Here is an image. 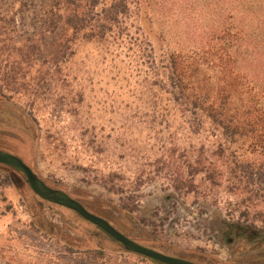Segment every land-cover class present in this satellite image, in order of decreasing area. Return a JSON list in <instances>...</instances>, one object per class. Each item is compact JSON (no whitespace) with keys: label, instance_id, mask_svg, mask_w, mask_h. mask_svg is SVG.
<instances>
[{"label":"rangeland","instance_id":"rangeland-1","mask_svg":"<svg viewBox=\"0 0 264 264\" xmlns=\"http://www.w3.org/2000/svg\"><path fill=\"white\" fill-rule=\"evenodd\" d=\"M18 1L0 0V16L14 15L11 29L31 35L42 20V0H34L38 5L25 13ZM207 3L144 0L139 24L158 56L167 50L187 51L197 32L208 31L212 7ZM70 33L61 25L46 34L41 58L49 59ZM128 60L114 44L69 43L60 70L49 76L48 85L40 83L37 97L2 84L0 97L9 116L21 122L15 126L19 132L32 131L30 158L41 178L79 195L131 235L142 236V231L158 239L169 253L194 258L198 251L204 261L223 263L229 252L200 211L256 231L264 225L239 216L236 195L224 183L204 187L199 174L196 190L175 188L176 170L186 173L187 161L193 164L198 157L197 147L214 145L179 133L178 120L165 123L151 117ZM39 199L20 174L0 166V264H157L104 236L91 238L75 214Z\"/></svg>","mask_w":264,"mask_h":264},{"label":"trees","instance_id":"trees-1","mask_svg":"<svg viewBox=\"0 0 264 264\" xmlns=\"http://www.w3.org/2000/svg\"><path fill=\"white\" fill-rule=\"evenodd\" d=\"M40 2L42 20L31 35L11 29L14 15L0 16V84L37 97L40 83L48 85L49 76L60 70L69 43L114 44L119 55L128 57L150 116L165 123L178 120L179 133L214 145L197 147L198 157L193 164L187 161L186 173L176 170L175 188L196 190L199 174L204 187L224 183L236 195L239 216L264 225V0H208V31L196 33L191 49L159 56L139 24L144 0ZM36 5L34 0L18 1L23 13ZM61 25L70 29V36L49 59H42L44 36Z\"/></svg>","mask_w":264,"mask_h":264},{"label":"flooded vegetation","instance_id":"flooded-vegetation-1","mask_svg":"<svg viewBox=\"0 0 264 264\" xmlns=\"http://www.w3.org/2000/svg\"><path fill=\"white\" fill-rule=\"evenodd\" d=\"M8 110L9 107L5 105L4 100H2V98L0 97V151L11 153L19 157L25 164L33 168L30 158L31 148L34 142L33 139H35L33 133L30 129L26 130L24 133L19 132V130L15 126L17 123H21V122L10 117ZM0 166L15 171L16 173L20 174L26 181L24 175L15 168L5 164H0ZM43 180L54 188H61L55 184L46 181L45 179ZM62 189H64L71 197L79 201L89 212L98 215L100 217H103L111 225H113L117 230H119L127 237L145 246L163 252L165 254L184 258L199 264H264V230L256 231L255 229H251L249 226L245 225L244 223H239L238 221L237 222L231 221V219H229L228 217L227 218H225L224 216L220 217L213 214V212L207 213L204 211H200L199 215L201 217H205L203 219L208 218L207 220H210L208 221V225L213 229H217V235H216L217 238L222 242V244L227 248L229 252L228 257L224 258L223 263L212 260L207 262L203 260L204 258H206L205 255L199 253L198 251H195L194 258L182 254L169 253L162 248V246L164 245L163 242L159 241L158 239L150 238L149 235L145 232L140 231V234L142 236L131 235L129 231L124 230L122 226L116 224L109 215L99 212L93 209L91 206H88L80 198L79 195L73 192L71 193L67 191L65 188ZM36 197L39 199L37 195ZM59 207H62L72 212L73 214L76 215V217H78L81 221H83L88 226V229L90 231L89 236L91 238H98V240H101L102 236H104V238H107L112 242L118 243L110 235H108L98 226L92 224L91 222L83 218L76 211L63 206H59ZM131 229L133 231L136 230V228H131ZM206 256H211V255H206Z\"/></svg>","mask_w":264,"mask_h":264},{"label":"water","instance_id":"water-1","mask_svg":"<svg viewBox=\"0 0 264 264\" xmlns=\"http://www.w3.org/2000/svg\"><path fill=\"white\" fill-rule=\"evenodd\" d=\"M0 164L9 165L22 173L31 190L40 199L76 211L83 218L110 235L115 241L120 243L126 251L147 257L162 264H199L184 258L165 254L127 237L103 217L89 212L64 189L54 188L47 184L33 168L25 164L19 157L11 153L0 151Z\"/></svg>","mask_w":264,"mask_h":264}]
</instances>
